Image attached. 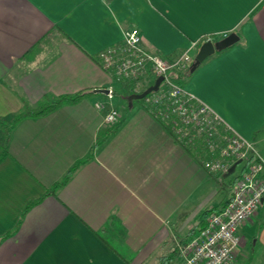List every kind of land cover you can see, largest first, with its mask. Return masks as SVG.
I'll return each mask as SVG.
<instances>
[{"label":"crops","instance_id":"1","mask_svg":"<svg viewBox=\"0 0 264 264\" xmlns=\"http://www.w3.org/2000/svg\"><path fill=\"white\" fill-rule=\"evenodd\" d=\"M133 28L145 50L166 59L194 43L197 53L207 36L221 48L236 33L183 87L264 159V0H0V118L23 101L87 93L14 128L0 162V264H183L179 245L199 233L206 209L231 197L221 175L126 98L154 74L118 81L125 101L116 103L99 54ZM110 88L112 97L95 92ZM111 108L123 120L118 130L48 194L111 125ZM239 236L230 264H264V195Z\"/></svg>","mask_w":264,"mask_h":264},{"label":"built area","instance_id":"2","mask_svg":"<svg viewBox=\"0 0 264 264\" xmlns=\"http://www.w3.org/2000/svg\"><path fill=\"white\" fill-rule=\"evenodd\" d=\"M141 45L140 31L137 28L128 30L122 45L100 52L102 68L117 81L137 80L149 73L156 78L164 76L159 89L146 97L148 110L169 123L178 140L201 143L208 153L203 167L211 174L227 173L238 160L244 164L225 206L209 216L206 226L192 240L178 247L183 264H230L240 244V225L257 212L262 202L264 159L249 142L230 133L208 106L197 103L170 77L172 68L191 66V48L195 43L174 61L149 52ZM108 95L112 97L113 88ZM96 105L102 107L100 103ZM118 117V110L111 108L105 123L113 124Z\"/></svg>","mask_w":264,"mask_h":264},{"label":"trees","instance_id":"3","mask_svg":"<svg viewBox=\"0 0 264 264\" xmlns=\"http://www.w3.org/2000/svg\"><path fill=\"white\" fill-rule=\"evenodd\" d=\"M211 39L210 36H207L201 40L199 43L200 45L204 42ZM180 55L174 54L169 57V61H174L176 60ZM193 72L190 71L189 68L185 67H174L170 70V77L179 85L184 86L188 80V78L192 75ZM120 82H126L130 83L131 85L135 82V79H128V80H122ZM144 90L141 91H135V90H129L126 92L125 96L129 100V97L132 94L135 93H141ZM114 93V90H113ZM87 93L86 92H78L75 94H69V95H61V96H50L47 95L45 96L41 101L37 102L36 104H30L26 101H23L21 109L16 112L14 115L10 116L9 118H0V162H2L7 156H8V143L11 137V134L14 130V128L17 126V124L22 121L23 119L26 118H31V117H38V116H43L47 115L48 113L52 112L53 110L59 108L60 106L63 105H68V104H74L78 102L80 99H82ZM130 103L132 104H142L144 105L147 109L149 108L148 105L146 104V97L140 100H129ZM152 113V112H151ZM154 115V113H152ZM157 120H159L163 126L172 134V136L175 138V140L180 143L185 149L192 154L195 158L199 160V162L203 165L204 159L208 157V153L201 146V143L199 141L194 142L193 144L187 143L186 141H181L178 140L173 132L171 125L165 121H163L160 117L157 116ZM123 120H117L115 123L111 124L110 126H107L105 129H103L96 140V143L88 152L86 156H84L82 159L78 160L69 170L68 172L62 177L61 180L58 182L54 183L53 186L48 190L49 193H54L57 189L62 187L67 183L69 180L71 174L82 164L88 161L92 157V153L95 147L101 146L107 139L113 135L118 128L120 127L121 123ZM208 172V171H207ZM211 174L210 172H208ZM213 175V174H211ZM214 176V175H213ZM228 178V180H227ZM218 180V179H217ZM236 177L230 178V175L227 173L223 174L220 177V180H218L219 183L225 188H232L234 183H235ZM36 202L31 203L30 205L34 204ZM29 207V206H28ZM217 208H209L206 209L201 217V228H204L207 224V220L209 216L217 212Z\"/></svg>","mask_w":264,"mask_h":264},{"label":"water","instance_id":"4","mask_svg":"<svg viewBox=\"0 0 264 264\" xmlns=\"http://www.w3.org/2000/svg\"><path fill=\"white\" fill-rule=\"evenodd\" d=\"M239 40V36L236 33H231L228 36H226L222 42H221V48H218L213 42L212 40H207L205 42H203L199 48L198 51L194 57V60L190 66V71L193 72L195 71V69L201 64V62H203L207 57L211 56L212 54L215 53L216 50H220L223 48H227L231 45H233L234 43H236ZM164 80V76H159L156 78L155 82L150 85L148 88H146L143 92L141 93H135L132 94L129 97V100H140L143 99L145 97H147L149 94H151L152 92H156L159 87L161 82ZM96 93H109V89H96L95 90ZM241 161L238 160L237 162H235L228 170L227 174L231 175L235 172L237 165L240 163Z\"/></svg>","mask_w":264,"mask_h":264},{"label":"rangeland","instance_id":"5","mask_svg":"<svg viewBox=\"0 0 264 264\" xmlns=\"http://www.w3.org/2000/svg\"><path fill=\"white\" fill-rule=\"evenodd\" d=\"M191 55L195 57L196 52L191 53ZM119 85H120V82H118L116 80L115 81V86L117 87V90H118V94L116 95V103H120L122 101H125L124 93L122 92L121 85L120 86ZM243 166H244L243 163H239L238 166H237V168H236V170H235V172L230 175V178H234V177H237L238 175H241V169H242ZM227 180H228V178H227ZM222 190H223V192L224 191L227 192L224 187L222 188Z\"/></svg>","mask_w":264,"mask_h":264}]
</instances>
